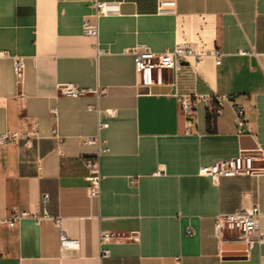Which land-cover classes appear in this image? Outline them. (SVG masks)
Masks as SVG:
<instances>
[{"label": "crops", "instance_id": "0c3cea01", "mask_svg": "<svg viewBox=\"0 0 264 264\" xmlns=\"http://www.w3.org/2000/svg\"><path fill=\"white\" fill-rule=\"evenodd\" d=\"M102 1L120 3V13L99 20L97 48L83 34L94 15L87 0H0V49L10 56L0 60V134L39 126L30 144L0 147V220L40 212L49 195L48 218L0 226V264H264L257 235L215 232L218 215L257 205L264 234V0H174L167 14L160 0ZM178 42L202 62L140 88L130 51ZM14 57L25 60L21 82ZM63 84L90 93L63 96ZM214 95L230 98L219 116ZM183 96L197 99L191 117ZM237 105L252 135L237 134ZM97 136L108 152L95 199L85 160L99 151L85 140ZM241 151L254 158V176L201 175ZM62 230L77 252L62 254Z\"/></svg>", "mask_w": 264, "mask_h": 264}, {"label": "built area", "instance_id": "2783aa9c", "mask_svg": "<svg viewBox=\"0 0 264 264\" xmlns=\"http://www.w3.org/2000/svg\"><path fill=\"white\" fill-rule=\"evenodd\" d=\"M94 9V15L84 20L83 34L99 40V20L102 17L117 16L120 13V3L104 2L102 0H87ZM176 2L174 0H160L158 12L167 14L173 12ZM131 54L134 57L135 71L138 76V85L142 89L150 90L155 86H161L165 82L167 72L179 74L185 65L195 68L202 62L203 55L195 49L192 43L178 42L173 51L155 53L150 48L139 46L132 49ZM98 55L103 53L98 49ZM211 54L219 58L220 51L213 50ZM8 52L0 49V60L9 58ZM14 73L19 82L23 80L25 73V60L22 57L13 58ZM59 93L71 98H80L90 93L89 90H80L74 84H63L59 86ZM99 95L103 91L98 92ZM216 101V116L222 114V108L225 104L230 103L227 96H212ZM181 107L187 117L193 116L197 108V99L192 96H183L181 98ZM236 114V131L239 136L252 135L253 128L245 120V108L240 105L234 107ZM106 127V125H103ZM39 126L35 123L31 128V133L22 131H7L0 134V147L9 145L18 146L22 142L25 145L31 143L32 139L38 136ZM56 133V131L54 132ZM85 144L96 146L99 154L96 158L85 160V165L89 170L88 192L91 198H99L101 194L102 175L100 172L99 157L101 154L108 152L107 141L100 136L88 138ZM201 175L210 178L213 182L218 183L223 178H234L239 176H254V158L248 152L241 151L237 156L215 163L209 168L202 170ZM49 202V195H44L40 212H18L14 211L10 216L0 220V226H15L25 218H34L41 221L48 218L49 213L46 205ZM261 212L259 206L255 205L247 210H239L232 214H220L215 220V232L217 236L225 234L238 235L247 239L252 235H257L260 244H264V234L261 233ZM56 224L61 228V220H56ZM62 229V228H61ZM193 234V231H189ZM111 240L109 234L101 236V246L108 244ZM60 249L63 255L75 253L80 249V242L70 238L62 230L60 235ZM104 258L109 256L107 250L102 252Z\"/></svg>", "mask_w": 264, "mask_h": 264}, {"label": "rangeland", "instance_id": "374dc122", "mask_svg": "<svg viewBox=\"0 0 264 264\" xmlns=\"http://www.w3.org/2000/svg\"><path fill=\"white\" fill-rule=\"evenodd\" d=\"M165 80L167 81V74L165 75Z\"/></svg>", "mask_w": 264, "mask_h": 264}, {"label": "water", "instance_id": "95a60500", "mask_svg": "<svg viewBox=\"0 0 264 264\" xmlns=\"http://www.w3.org/2000/svg\"><path fill=\"white\" fill-rule=\"evenodd\" d=\"M228 249V248H227Z\"/></svg>", "mask_w": 264, "mask_h": 264}]
</instances>
